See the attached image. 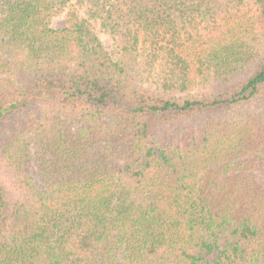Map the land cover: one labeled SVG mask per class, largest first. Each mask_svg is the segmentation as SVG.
Here are the masks:
<instances>
[{
  "label": "trees",
  "instance_id": "16d2710c",
  "mask_svg": "<svg viewBox=\"0 0 264 264\" xmlns=\"http://www.w3.org/2000/svg\"><path fill=\"white\" fill-rule=\"evenodd\" d=\"M0 264H264V0H0Z\"/></svg>",
  "mask_w": 264,
  "mask_h": 264
},
{
  "label": "rangeland",
  "instance_id": "374dc122",
  "mask_svg": "<svg viewBox=\"0 0 264 264\" xmlns=\"http://www.w3.org/2000/svg\"><path fill=\"white\" fill-rule=\"evenodd\" d=\"M64 24H65V17L62 15L54 18L52 27L55 29H62L64 27ZM96 32L103 41L106 49L112 53L114 49V43L112 38L107 33H105L99 26L96 27Z\"/></svg>",
  "mask_w": 264,
  "mask_h": 264
}]
</instances>
